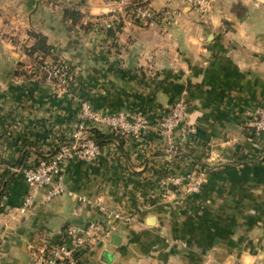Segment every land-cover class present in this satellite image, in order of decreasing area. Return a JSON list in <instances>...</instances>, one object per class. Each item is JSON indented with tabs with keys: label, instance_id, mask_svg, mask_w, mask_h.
Wrapping results in <instances>:
<instances>
[{
	"label": "crops",
	"instance_id": "crops-1",
	"mask_svg": "<svg viewBox=\"0 0 264 264\" xmlns=\"http://www.w3.org/2000/svg\"><path fill=\"white\" fill-rule=\"evenodd\" d=\"M147 1L159 13L152 22L134 21L115 0H0V264H32L69 225L105 218L111 234L70 264H264V132L250 124L264 105V0H213L207 13L193 0ZM68 7L79 23L64 17ZM31 30L68 67L67 87L15 75ZM180 97L196 132L169 138L157 125ZM84 102L151 128L97 127L120 138L95 161L65 164L67 189L92 203L47 199L45 187L25 205L31 188L13 169L68 142ZM188 173L197 190L161 188L168 174Z\"/></svg>",
	"mask_w": 264,
	"mask_h": 264
},
{
	"label": "built area",
	"instance_id": "built-area-1",
	"mask_svg": "<svg viewBox=\"0 0 264 264\" xmlns=\"http://www.w3.org/2000/svg\"><path fill=\"white\" fill-rule=\"evenodd\" d=\"M115 1L118 11L127 13L126 9L131 0ZM193 2L204 13L212 9L213 0H193ZM156 16V11L150 5H146L138 8L134 17L140 22H152ZM46 70L49 72V78L56 79L60 86L67 87L69 85L71 75L65 65L51 66V64H48ZM189 107V102L185 97L178 98L171 108L164 113L157 125L158 130L169 138L178 129L184 132H196L195 125L187 121ZM77 119V125L70 136V140L54 155L42 157L35 164L26 168L13 169L17 172H23L25 181L31 188V194L25 199V205L28 206L31 203L33 194L45 187L49 188L46 195L47 199L68 193L77 197L80 201L92 203L87 197L69 191L65 186L62 175L63 167L68 161L78 159L92 162L101 155V147L94 140L90 130L94 127H107L137 134L151 128L149 120L140 115L129 117L124 112L118 114L104 113L94 109L88 102L82 103ZM250 124L257 134L264 132V105L255 110ZM198 184V179L191 173L168 174L160 182L164 191L180 185H185L189 192L195 191L198 189ZM103 211L108 213L106 209H103ZM108 214L118 221L130 219V216L117 212L110 211ZM113 228L106 218L102 221L90 222L83 227L69 225L65 230L64 238L60 242H45L36 248L32 264H70L81 251L91 248L102 241L106 235L111 234Z\"/></svg>",
	"mask_w": 264,
	"mask_h": 264
},
{
	"label": "trees",
	"instance_id": "trees-1",
	"mask_svg": "<svg viewBox=\"0 0 264 264\" xmlns=\"http://www.w3.org/2000/svg\"><path fill=\"white\" fill-rule=\"evenodd\" d=\"M146 5H149V2L147 0H131L126 11L128 15H130L134 21L140 22L138 19L134 17L135 11L138 8L146 6ZM158 15L159 13H157V16L155 17L154 20H157ZM64 17L67 20H71L73 24H77L80 22L82 18V13L75 8L68 7L64 11ZM29 36L32 39V43L30 45L23 46L24 53L26 54V60L18 63V67L15 71V75L17 76L24 75V76H29V77L38 75L42 79H50L54 82H57L56 79L49 78V72L46 70V66L48 64H51V66H62V65L66 66V64L59 58L53 56V53H52L53 47L49 43L48 37L45 34H43L42 32H38L36 30H31L29 31ZM27 62L31 63V66H32L30 73H28L25 70V66ZM90 131L92 133L94 140L98 143L100 147H102L103 145L107 143L112 142L113 140L120 138V134L115 131L110 132V133H104L97 127L92 128ZM62 141L63 140L60 138L59 143H57L56 147L52 151H50L48 155L50 156L54 155L63 145L68 143V142H62ZM36 152H38V155L42 153L39 151H36ZM28 156H29V152L25 150L21 156L19 164L22 163L25 159H27ZM43 157H46V156H43ZM4 172L7 173V171H4Z\"/></svg>",
	"mask_w": 264,
	"mask_h": 264
}]
</instances>
